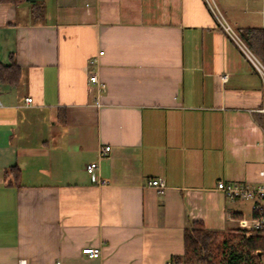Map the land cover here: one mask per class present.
Here are the masks:
<instances>
[{
    "label": "crops",
    "instance_id": "obj_1",
    "mask_svg": "<svg viewBox=\"0 0 264 264\" xmlns=\"http://www.w3.org/2000/svg\"><path fill=\"white\" fill-rule=\"evenodd\" d=\"M34 1L38 20L33 0L0 2V63L21 69L0 80V264H177L190 222L241 231L256 199L215 183L260 181L264 79L209 3L239 37L264 0Z\"/></svg>",
    "mask_w": 264,
    "mask_h": 264
},
{
    "label": "trees",
    "instance_id": "obj_2",
    "mask_svg": "<svg viewBox=\"0 0 264 264\" xmlns=\"http://www.w3.org/2000/svg\"><path fill=\"white\" fill-rule=\"evenodd\" d=\"M14 3L23 0H0ZM33 20L39 19L43 13L42 1H34L31 4ZM243 43L264 65V28H244L238 33ZM20 67L12 62L9 65L0 63V80L15 83L19 80ZM257 123L264 128V118L255 117ZM10 172L13 179H17L19 169L12 166L5 173ZM260 211L256 207L252 210V217H260ZM222 232L206 229L199 221H193L184 229V253L181 256H172L175 262L187 261L186 257L195 255L196 261L202 264H212L211 259L221 255L222 264H262L260 257L264 256V229L251 233L249 236L235 235L233 232L226 238L217 240ZM237 238L236 242L233 239ZM189 262V261H187ZM186 262V263H187Z\"/></svg>",
    "mask_w": 264,
    "mask_h": 264
},
{
    "label": "built area",
    "instance_id": "obj_3",
    "mask_svg": "<svg viewBox=\"0 0 264 264\" xmlns=\"http://www.w3.org/2000/svg\"><path fill=\"white\" fill-rule=\"evenodd\" d=\"M208 1V0H207ZM209 3V1H208ZM209 6L213 13L217 16L223 29L238 43L244 54L248 57L254 67L259 71L264 79V66L258 60V58L250 51V49L243 43V41L236 35V33L229 27L227 23L223 21L221 16H218V12L214 5L209 3ZM95 58H91L90 62H94ZM89 87L88 92L92 95L93 102L95 106L99 107L101 105L100 97L105 89V83L101 81L96 72H90L88 75ZM95 88V90H94ZM31 97H27L26 101L31 102ZM99 157L107 154L110 151V145L104 144L98 148ZM99 163L98 161H92L85 165V170L89 175L91 181L96 183H104L106 180L100 179L97 174ZM260 181L257 185H252L241 181H225L217 180L215 187L223 192L225 196L230 199H248L255 198V207L259 209L260 217H248L240 218L238 220L239 229L245 236H249L257 230L264 229V164L263 167L258 171ZM148 186L154 187L158 192L163 191L165 188V182L162 177H152L146 180ZM81 253L89 258H96L100 255L101 251L99 247L85 245L81 248ZM19 264H24L22 261ZM177 264H188L184 261L178 262Z\"/></svg>",
    "mask_w": 264,
    "mask_h": 264
},
{
    "label": "rangeland",
    "instance_id": "obj_4",
    "mask_svg": "<svg viewBox=\"0 0 264 264\" xmlns=\"http://www.w3.org/2000/svg\"><path fill=\"white\" fill-rule=\"evenodd\" d=\"M258 60H259V58H258ZM261 64L263 65L262 62H261ZM222 233H223L222 235L218 236L217 240H222V238H226V235H229L228 233H224V232H222ZM233 234L240 236L243 233L241 231H239V232H233ZM236 240H237V238L233 239V242H236ZM196 258L197 257L195 255L191 254L189 257H186V260L189 261V262H187V261H185V262H187L188 264H202V263L197 262ZM220 258H221V255H217L216 257H213V258L209 257V260L211 259L212 264H222ZM260 260L262 261L261 263L264 264V256H261Z\"/></svg>",
    "mask_w": 264,
    "mask_h": 264
}]
</instances>
